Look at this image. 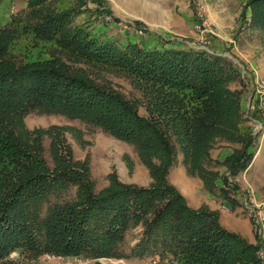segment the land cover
Returning a JSON list of instances; mask_svg holds the SVG:
<instances>
[{"label":"trees","instance_id":"obj_1","mask_svg":"<svg viewBox=\"0 0 264 264\" xmlns=\"http://www.w3.org/2000/svg\"><path fill=\"white\" fill-rule=\"evenodd\" d=\"M22 1L26 7L0 19V264L14 251L94 264L147 256L173 264H264L259 240L223 226L218 210L191 208L168 179L181 151L189 174L208 192L231 208L239 205L236 177L259 148V134L245 115L247 85L243 80L242 88L230 87L243 78L241 67L206 47L96 33L76 23L83 2L59 9L52 0ZM93 1L98 8L106 0ZM243 6L244 23L264 29V0ZM20 38H31L41 52L15 51ZM111 73L126 76L142 99L127 97ZM31 113L79 119L132 144L152 182L126 183L111 172L109 184L96 190L90 158L75 157L63 127L28 128ZM220 143L232 146L221 161L212 156ZM138 226L142 235L126 253L127 232Z\"/></svg>","mask_w":264,"mask_h":264},{"label":"rangeland","instance_id":"obj_2","mask_svg":"<svg viewBox=\"0 0 264 264\" xmlns=\"http://www.w3.org/2000/svg\"><path fill=\"white\" fill-rule=\"evenodd\" d=\"M136 1H131L129 5L124 3V0H106L105 6L102 5L99 9L97 2L93 0H52L51 3L63 9L75 7L79 2H83V13L77 16L76 23H85L96 33L105 32L120 39L134 38L158 46L167 41H174L175 45L206 47L228 56L241 67L243 78L231 82L230 87L242 88L243 80L247 85L243 95L245 115L249 117L248 124L259 134V148L251 166L236 177L241 187L236 195L240 201L239 205L231 208L221 197L208 192L198 176L189 174L181 151L168 179L184 194L191 208L207 206L213 210L218 209L223 226L242 234L252 243H258L259 240L263 246L260 253L264 257V108L257 91L259 83H264V29H254L244 23L241 13L246 0ZM23 7H26V3L22 0H2L1 21L6 22ZM107 9L110 13L103 14ZM247 14L250 16V9ZM135 20H141L143 25L135 28L131 25ZM140 29L143 33L137 31ZM212 35L217 39L213 40ZM204 41H207L206 44ZM38 48L33 46L31 38H20L14 45L15 51L28 53V56L32 53L33 57L41 52ZM109 76L127 97L142 99V93L126 76L118 73H111ZM25 122L30 129L48 128L51 125L63 127L75 157L90 158L96 190H101L109 184L108 174L111 172H116L119 179L126 183L148 186L152 182L149 170L140 160L135 147L97 127L79 119L56 114L31 113L25 118ZM44 144L47 159L51 163L49 137L45 138ZM231 147L227 143L217 144L212 150L213 158L223 160L231 152ZM212 168L226 173V167L223 165L214 164ZM74 191L75 189L70 190L64 197L72 196ZM142 229V226H138L127 232L123 243L126 253H130L138 242ZM156 257L159 258H102L100 261L104 264H145L148 261L152 264V258ZM95 261L80 257H53L50 254L33 258L14 251L1 264H94Z\"/></svg>","mask_w":264,"mask_h":264},{"label":"built area","instance_id":"obj_3","mask_svg":"<svg viewBox=\"0 0 264 264\" xmlns=\"http://www.w3.org/2000/svg\"><path fill=\"white\" fill-rule=\"evenodd\" d=\"M139 33H143V30H137ZM207 41H204V43L206 44ZM257 91H259L260 95L259 97H261V105L263 106L264 108V83H259L258 85V88H257ZM261 254V253H260ZM262 255V254H261ZM53 257H60V258H64L62 256H55V255H52ZM146 264H150L149 262H146ZM152 264H173L171 263L170 261L168 260H162L160 258H152Z\"/></svg>","mask_w":264,"mask_h":264},{"label":"crops","instance_id":"obj_4","mask_svg":"<svg viewBox=\"0 0 264 264\" xmlns=\"http://www.w3.org/2000/svg\"><path fill=\"white\" fill-rule=\"evenodd\" d=\"M112 1V0H111ZM131 1H133V2H135L136 0H124V3H126V4H129V5H131L130 4V2ZM137 2V1H136ZM112 3V2H111ZM111 9H113V7L111 6ZM3 19H5V18H3ZM132 24V26H134L135 28H140L141 26L140 25H143V23L141 22V20L140 21H137V20H135V21H132L131 22ZM137 23H140L139 24V27H137ZM218 210V209H217ZM146 262H148V261H146ZM104 264V263H103ZM146 264V263H145Z\"/></svg>","mask_w":264,"mask_h":264}]
</instances>
